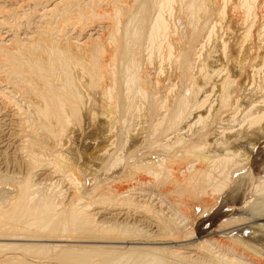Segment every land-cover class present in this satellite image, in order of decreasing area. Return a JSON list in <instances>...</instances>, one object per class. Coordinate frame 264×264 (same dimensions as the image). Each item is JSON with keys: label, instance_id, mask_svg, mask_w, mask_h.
I'll return each mask as SVG.
<instances>
[{"label": "bare ground", "instance_id": "1", "mask_svg": "<svg viewBox=\"0 0 264 264\" xmlns=\"http://www.w3.org/2000/svg\"><path fill=\"white\" fill-rule=\"evenodd\" d=\"M35 2L42 9L23 14L38 25L22 39L19 12ZM261 3L0 0V27L10 33L0 42V264H205L154 203L172 197L170 209L208 211L217 193L242 183L246 154L223 136L244 117L253 127L264 121V108L242 105L264 83L235 80L264 73V23L253 16ZM239 22L245 41L233 32ZM249 37L262 41L257 66ZM211 100L217 126L198 114L209 115ZM79 143L94 148L84 164L74 161ZM147 146H160V157L149 158L152 150L143 161ZM263 172L253 193L264 191Z\"/></svg>", "mask_w": 264, "mask_h": 264}, {"label": "rangeland", "instance_id": "2", "mask_svg": "<svg viewBox=\"0 0 264 264\" xmlns=\"http://www.w3.org/2000/svg\"><path fill=\"white\" fill-rule=\"evenodd\" d=\"M85 1V0H84ZM86 1H91V0H86ZM28 2V1H27ZM38 2V1H37ZM37 2H35V3H32V4H30V5H27L25 8L26 9H24V11L22 10V12H21V10H20V12H19V18H18V15H17V18H18V20H20L19 21V24H20V26H21V28H20V30H19V35H20V33H21V38L22 39H25V36H26V33L28 34V35H30V28H28L30 25L33 27V28H35V26L36 25H38V24H36V23H38L39 22V19H36V17L35 18H26L25 17V15L24 14H28V13H30V12H32V10L33 9H38L39 11L42 9L41 7H43V5H37L36 6V3ZM83 2V1H82ZM89 3V2H88ZM5 5V4H4ZM261 5H262V7H261ZM6 6V5H5ZM7 7V6H6ZM32 9H31V8ZM257 9H256V14L257 15H253V16H257V18L255 19V21L257 20L258 21V24H263L264 23V17H263V15H264V5L261 3L260 4V7L259 6H257L256 7ZM259 9V13H257L258 10ZM30 11V12H29ZM23 12H24V14H23ZM25 12H28V13H25ZM242 12V11H241ZM263 12V13H262ZM23 14V15H22ZM20 15L22 16V17H20ZM260 15V16H259ZM37 16V15H36ZM252 16V17H253ZM242 17H243V12H242ZM23 18V19H22ZM24 18H26V19H24ZM262 18V19H261ZM38 20L37 22H36V20ZM253 20H254V17L252 18ZM23 20V21H22ZM25 20V21H24ZM252 21V20H251ZM251 21H250V23H251ZM26 22V23H25ZM36 22V23H35ZM260 22V23H259ZM35 23V24H34ZM243 22H241V24H242ZM248 23V22H247ZM245 23V25L246 26H249L250 25V23ZM26 24V25H25ZM28 24H29V26H28ZM255 24V23H254ZM256 24H257V22H256ZM24 25V26H23ZM33 25H35V26H33ZM26 26H28L27 28H26ZM30 26V27H31ZM238 26H240V28L238 27ZM237 27H236V25L235 26H233V29H239V30H237L236 29V31L235 30H233V32H235L234 34H235V37H236V33L238 34V32L240 31V32H242L243 30H246V29H243V28H241V25H240V22H239V25H238ZM246 26H244L245 28H246ZM37 27V26H36ZM99 25L96 27V31L92 34L93 35V37L95 38V37H97L98 35H100L101 34V32H102V29L100 30L99 29ZM27 29V31H25ZM99 29V30H98ZM240 29H243L242 31L240 30ZM249 28L247 27V30H248ZM254 29V30H253ZM6 29L3 27V30H2V27H0V42H6V41H8L9 39H10V33H8V31H7V33H6V31H5ZM5 31V32H4ZM99 31V32H98ZM251 31H253L252 32V35L254 36V37H256L257 35L256 34H254V31H256V28H252V30ZM23 32V33H22ZM239 32V33H240ZM6 33V34H5ZM243 33H245L244 35H247L246 34V31H243ZM243 33H241L242 35H243ZM256 33V32H255ZM240 34V37H239V34H238V36L237 37H239L238 39L240 40V41H245V39H243V38H246L244 35H243V38H242V35ZM5 35V36H4ZM18 35V36H19ZM73 35V34H72ZM97 35V36H96ZM250 35H251V32H250ZM251 35V36H252ZM256 35V36H255ZM75 36V33H74V35L72 36L74 39H76V36H77V34H76V36ZM78 37V36H77ZM236 37V38H237ZM254 37H249L248 38V41H246V47H247V45H249L250 47L251 46H253L254 47V49L255 50H252V53H250V56L248 57L247 56V59H249V65L251 66V59H253L252 61H253V63L255 64V66H257L256 64H258L257 63V61H259V55L263 52V51H260V50H262V49H260L259 50V48H258V46H259V43L261 42V44H262V41H264V40H262V41H259L257 38H254ZM9 38V39H8ZM242 38V39H241ZM254 38V40H252ZM215 40V38L212 40V41H214ZM257 41V43H256V41L253 43L252 41ZM211 41V42H212ZM216 41V40H215ZM214 41V42H215ZM249 41H251L250 43H249ZM210 42V44L209 45H211V47L212 48H214V46H215V44H216V42L215 43H211ZM242 43V42H241ZM249 43V44H248ZM252 43H253V45H252ZM256 43V44H255ZM212 44H213V46H212ZM258 44V45H257ZM261 44H260V47H262L261 46ZM256 45V46H255ZM253 47H252V49H253ZM256 50L258 51V52H256ZM256 52V53H255ZM256 55H255V54ZM259 55H258V54ZM242 56H244V55H242ZM235 57H237V55H235ZM258 57V58H257ZM251 58V59H250ZM246 59V60H247ZM257 59V60H256ZM255 60V61H254ZM211 62H213V63H215V64H213V63H211L213 66L215 65V67L217 66V61H216V58L214 57V59L212 58V60H211ZM253 63H252V65H253ZM220 66H222L223 64L222 63H220L219 64ZM259 65V64H258ZM254 66V65H253ZM226 67H228V69H229V71H234V72H238V70H234L233 68H232V66L228 63V61L226 60L225 61V64H224V67L223 68H226ZM261 73V72H260ZM263 73V72H262ZM259 74L257 77H258V79L256 80V79H254L253 80V77H252V80H251V78L249 77V76H247V77H241V79L240 78H237V79H235V80H237L236 81V83H238V81H239V84H243V86L244 85H246V86H248L249 87V85H250V89H251V85L253 86L254 85V83L255 84H258V83H260L261 84V82H263L264 83V76H262L263 74ZM236 77H238L237 75H235ZM263 79L262 81H261V78ZM247 78V82H244V81H246L245 79ZM260 79V80H259ZM240 80L242 81L241 83H240ZM259 80V81H258ZM249 81V82H248ZM251 81V82H250ZM256 82H258V83H256ZM251 83V84H250ZM260 84H258L257 86H259ZM262 85H264V84H261L258 88L259 89H261V86ZM255 86H253L252 87V89L250 90V91H254L253 93V96L252 97H254V98H252V100L251 101H248V102H246L245 104H243L242 103V105L244 106H242L243 108H245L244 109V111H246V109L247 110H250V109H248V107L252 104V106H254L253 108L254 109H260V110H262L263 111V109L262 108H264V86H262L263 88V90L261 91V90H259V92L256 90V88H254ZM253 89H255V90H253ZM255 92H257V93H255ZM258 94V95H257ZM261 95V96H260ZM83 97H85V96H83ZM256 98V99H255ZM261 100H260V99ZM255 99V100H254ZM259 102H258V101ZM212 101L213 100H211V104H212ZM215 101V100H214ZM213 101V102H214ZM255 101V102H254ZM253 102V103H252ZM261 102H262V104H261ZM248 103V104H247ZM250 103V104H249ZM214 105L216 106V101L212 104V106L214 107ZM247 106V107H246ZM212 107V112L210 111V113H209V115L207 114V112H205L206 111V107H204V108H198L197 110L199 111V113H198V111H196L195 110V112L192 114V118H194V117H196V114L198 113V114H201V115H203V116H205L206 115V117H208L209 116V122H208V124H214V125H218L217 124V122L215 121V112L213 113V111H215V107L213 108ZM259 107V108H258ZM250 108V107H249ZM252 108V109H253ZM204 111H203V110ZM251 109V110H252ZM243 111V110H242ZM197 112V113H196ZM247 112V111H246ZM245 112V113H246ZM206 113V114H205ZM244 113V112H243ZM242 113V116H244V114ZM195 114V115H194ZM99 115L101 116V111L99 112ZM214 115V116H213ZM211 117V118H210ZM239 117V116H238ZM243 119V118H242ZM241 119V120H242ZM244 119H245V117H244ZM243 119V120H244ZM242 120V122L241 123H239V126L238 125H236V127L234 126V129H232L233 130V132H229V131H227L226 132V134H225V136H223L224 137V139H226V137H234L233 139L235 140V143H234V145H232L231 146V148H230V150H234V151H236V148H240L239 149V151H241V152H243V153H245L246 154V157H245V159H243V163L245 162V164H242V167H244V168H246L245 166H247L248 167V169H247V173L246 174H244V175H241L239 178H237V182H242V183H240V184H236V181L235 182H233V185H231V186H228L225 190H223V192H221V193H217L219 196H214V200H215V203H216V207L214 208H212V209H209L207 212L206 211H204V210H202V209H196V212H195V210H191V211H189L188 209H182L183 210V213H182V211L180 210H178L177 208H173L174 206L176 207V205L173 203L174 202V200H173V202H172V197L170 198V197H167V198H165V197H163V196H161V198L162 199H166V200H157V201H155V205H154V208L156 209V213H159L158 215H160V216H162L164 219H166V220H172L173 222H174V225H175V227L176 226H180L179 227V231H178V228H177V230H174V232H177L180 236H182V235H184V234H187V237L189 238V239H187V240H190V241H194V242H192V244L195 246V248H196V250L198 251L197 253V255H199L200 256V259L201 260H205L206 261V263L205 264H212V261H214V262H216L217 264H264V221H260V225H258V224H253L252 222H249V221H252V220H257L258 218H261V217H264V191H260V192H258V193H253L252 191L254 190V188H255V186H256V182H257V177H258V175H259V173H261V172H263L264 171V132H263V129H264V121H262L261 123H259V124H254V127H253V125H248V124H250V123H248L247 122V120L245 119L244 121H246V123L244 122ZM245 124H244V123ZM243 123V124H242ZM85 124V123H84ZM243 125V126H241V125ZM245 125H247V126H245ZM84 126V125H83ZM237 126H238V128H237ZM248 126H251V127H253L252 129H250V127H248ZM258 126H260L261 128H263V129H261V128H255V127H258ZM237 128V129H236ZM239 128H241V129H244V130H241V129H239ZM245 128H247V129H245ZM256 129V130H255ZM247 130V131H246ZM255 132H254V131ZM183 131H185V130H183ZM186 131H188V129H186ZM241 131L245 134V135H242L243 133H241ZM246 133H245V132ZM250 131V132H249ZM252 131V132H251ZM236 132V133H235ZM138 133V131H137V129H136V127L134 126V133H133V136H132V138H134L135 136H136V134ZM231 133H233V135L231 134ZM237 133H239V134H237ZM252 133V134H251ZM230 134L232 135V136H230ZM248 134V135H247ZM256 134V135H255ZM253 135V136H252ZM239 136V137H238ZM243 136V137H242ZM246 136V137H245ZM208 137V136H207ZM223 137H221V138H223ZM245 137V139H244V141H243V143H242V138H244ZM248 137V138H247ZM229 138H227V139H229ZM236 138H237V140H236ZM262 138V140H261V142H260V139ZM129 140H131V138L129 139ZM128 140V145L129 144H131L132 143V141H129ZM248 142V143H247ZM243 144V145H242ZM249 144V145H248ZM256 144H258L257 146H256ZM241 146V147H240ZM78 147H79V152H80V159L78 158V159H76L75 158V163H79V164H84V162H85V160H84V156H85V154L86 155H90L91 153H93V151H94V148H91V147H89V145L87 146V145H81L80 143L78 144ZM252 147V148H251ZM82 150H81V149ZM87 150H86V149ZM90 148V149H89ZM148 148V146L147 147H145V150L143 149L142 150V153H143V155L144 156H141V158L143 159V161L145 160V161H147L146 160V158L148 157V155H149V152H152V150L154 151V153H156V155L155 156H153L154 154H153V152L152 153H150V156H149V158H151V157H160V152H159V148H160V146L158 147V149L157 148H155V146L153 147V148H151V150H149V149H147ZM150 148V147H149ZM92 149V150H91ZM244 149V150H243ZM254 151H252V150ZM158 150V151H157ZM221 151H222V154L224 155L225 153H224V151L222 150V149H220ZM83 151H85V152H83ZM90 151V152H89ZM157 151V152H156ZM82 152V153H81ZM128 153V152H127ZM159 153V154H158ZM247 153H250V155H251V153H253L252 155H251V158H249L250 156H249V154H247ZM84 156H83V155ZM129 154V153H128ZM153 154V155H152ZM82 156H83V158H82ZM147 156V157H146ZM248 158H249V161H248ZM97 160V159H96ZM105 160L106 159H102V160H100V163H103V162H105ZM134 159L132 158L131 159V161H133ZM245 160V161H244ZM11 161H13V159L11 160ZM13 164V163H12ZM252 164V165H251ZM14 165V164H13ZM251 166V168L249 169V167ZM253 169V170H252ZM264 173V172H263ZM264 175V174H263ZM235 183V184H234ZM262 192V193H261ZM254 194V195H253ZM251 196H253V198L251 197ZM255 196H256V199H255ZM251 197V198H250ZM250 198V199H249ZM263 198V199H262ZM168 200V201H167ZM186 200H187V196H186ZM231 201V202H230ZM221 202V203H220ZM259 202V203H258ZM165 203V204H164ZM170 203V204H169ZM173 203V204H172ZM258 203V204H257ZM168 204V205H167ZM172 204V205H171ZM221 204V205H220ZM173 206L171 209H170V207L171 206ZM170 206V207H169ZM260 207V208H259ZM233 208V210H229V209H232ZM174 209L176 210V211H174ZM228 209V210H227ZM257 212H256V211ZM259 210H263V211H261V212H258ZM187 211V212H186ZM203 212V214H202V212ZM181 212V213H180ZM186 212V213H185ZM191 212V213H190ZM204 212H206V213H204ZM242 212H244V214L242 213ZM177 213H179V214H177ZM242 215H241V214ZM245 213H246V215H245ZM190 214V215H189ZM191 214H192V216H191ZM261 214H263V215H261ZM201 215L203 216V217H201ZM245 216V217H244ZM178 217V218H177ZM194 218V220H193V222H195V223H193V225H190L189 224V222H190V220H192L191 218ZM176 218V219H175ZM180 218V219H179ZM182 218V219H181ZM198 218V219H197ZM249 220H247V219ZM245 221L246 223H247V225L248 224H250L249 225V229L247 228V225L245 224H240V222H239V225H238V221ZM237 223V224H236ZM251 223H252V225H251ZM261 223H262V225H261ZM188 225V226H187ZM191 226V227H190ZM233 226V227H232ZM237 226H239L238 228L239 229H236L237 228ZM263 226V227H262ZM234 227H235V229H234ZM183 230H182V229ZM189 228V229H188ZM241 228L243 229V230H241ZM247 230H246V229ZM176 229V228H175ZM193 229V230H192ZM220 230L221 232H222V236H217V235H212L213 233H214V231H216V230ZM230 230L231 229V231H229V235H227L226 233H227V230ZM180 230H182V231H180ZM223 230H225V231H223ZM189 231V232H188ZM248 231V232H247ZM192 232H194V237L192 236V237H190V233H192ZM184 233V234H183ZM245 233V234H244ZM176 235V234H175ZM189 235V236H188ZM214 236V237H213ZM204 249V250H203ZM201 250V251H200ZM203 251H205L206 252V254L207 253H210V254H208V256L211 258H207V257H205V256H203L204 255V253H203ZM209 251V252H208ZM196 252V251H195ZM213 259V260H212Z\"/></svg>", "mask_w": 264, "mask_h": 264}]
</instances>
